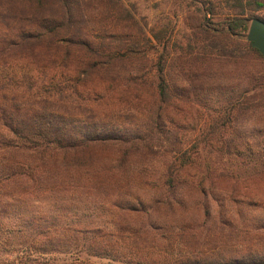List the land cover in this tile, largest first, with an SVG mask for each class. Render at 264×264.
Listing matches in <instances>:
<instances>
[{
    "label": "trees",
    "instance_id": "16d2710c",
    "mask_svg": "<svg viewBox=\"0 0 264 264\" xmlns=\"http://www.w3.org/2000/svg\"><path fill=\"white\" fill-rule=\"evenodd\" d=\"M251 5L263 11L264 0ZM200 6L198 59L251 57L259 70L247 84L259 92L225 115L264 107V58L235 38L264 17L215 24ZM156 52L122 0H0V251L16 253L12 264H264L256 250L210 255L187 226L154 218L186 208L188 190L208 206L211 171L186 149L178 116L214 111L215 92L209 81L196 85L187 62V84H173ZM154 162L163 167L151 176ZM69 189L77 200L53 202ZM227 219L221 211L212 226L222 234Z\"/></svg>",
    "mask_w": 264,
    "mask_h": 264
},
{
    "label": "rangeland",
    "instance_id": "374dc122",
    "mask_svg": "<svg viewBox=\"0 0 264 264\" xmlns=\"http://www.w3.org/2000/svg\"><path fill=\"white\" fill-rule=\"evenodd\" d=\"M122 2L135 15L149 41L157 47L153 57L158 61L163 56L166 73L170 79L173 78V84L180 87L187 84L186 77L181 73L187 62L188 71L192 75L196 72V85L209 81L215 90L211 95L214 111H207L203 107L195 108L193 118L187 121L183 116H178L183 128L178 135L183 138L186 149L197 156L205 172L208 169L211 171L213 187L208 191V206L205 207L204 199L200 200L188 190L185 194L188 201L186 208L170 214L153 212L154 218L164 219L171 225L187 226V234L191 237L189 240H193L200 248L204 246L210 255H213V248L216 252L228 249L264 252V107L258 106L243 112L234 110L228 115L223 110L227 105L231 107L240 102L244 104L259 92L247 86L251 84L253 87L254 83L250 81L259 79V70L251 57L243 59L242 65L204 64L198 59L202 55L199 52L201 36L195 29L198 20L204 17V13L199 11L204 2L212 9V14H207V18L215 24H221L242 12L248 16L254 11L252 15L264 17V9L262 11L252 7L251 0ZM246 36V33H240L235 38L247 42ZM156 163L150 165L151 176L163 167ZM78 191V200L85 199L86 190L81 187ZM189 196L193 197L189 200ZM68 197L77 200L69 189L66 193H59L53 202ZM144 197L154 199L155 191L148 190ZM207 210L210 212L209 216L206 214ZM221 211L230 221L224 234L217 232L216 227L212 226L213 219ZM3 239L0 235V246ZM15 257L14 251H0V264H12ZM54 258L60 261L70 259L64 255H56ZM92 261L100 262L96 259Z\"/></svg>",
    "mask_w": 264,
    "mask_h": 264
},
{
    "label": "water",
    "instance_id": "95a60500",
    "mask_svg": "<svg viewBox=\"0 0 264 264\" xmlns=\"http://www.w3.org/2000/svg\"><path fill=\"white\" fill-rule=\"evenodd\" d=\"M248 43L257 49L264 58V20L253 18L246 36Z\"/></svg>",
    "mask_w": 264,
    "mask_h": 264
}]
</instances>
